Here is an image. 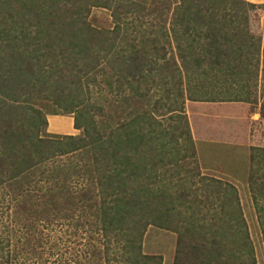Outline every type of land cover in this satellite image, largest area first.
<instances>
[{
    "label": "trees",
    "instance_id": "trees-1",
    "mask_svg": "<svg viewBox=\"0 0 264 264\" xmlns=\"http://www.w3.org/2000/svg\"><path fill=\"white\" fill-rule=\"evenodd\" d=\"M95 8L110 29L89 23ZM259 9L0 0V264H162L143 252L151 227L176 235L173 264H256L238 192L198 166L185 105L264 93ZM48 115L80 135L48 136ZM248 187L264 239V148Z\"/></svg>",
    "mask_w": 264,
    "mask_h": 264
},
{
    "label": "rangeland",
    "instance_id": "rangeland-1",
    "mask_svg": "<svg viewBox=\"0 0 264 264\" xmlns=\"http://www.w3.org/2000/svg\"><path fill=\"white\" fill-rule=\"evenodd\" d=\"M263 16L264 10L261 9L255 10L250 14V28L251 32L255 35L262 34L264 26V23L262 24ZM88 21L94 28L97 29L106 30L112 27V19L108 10L97 8L92 9ZM224 89L225 88L223 87L222 90L224 91ZM258 99L261 101V105L264 106V93L259 94L255 102H259ZM53 116L60 115H48L46 119H51L52 121ZM44 130L48 136L68 135L61 134V132L56 131V129H50L48 121ZM79 135L80 131L74 130L71 136ZM199 146V159L197 158V163L201 172L206 176L219 179L234 186L238 192L242 212L247 223L248 234L254 249L256 264H264V239L258 225V214L248 187L250 155H246L243 151L239 150H235L234 154H229V152L219 144ZM259 202L261 205H264L260 199ZM142 247L145 254L160 256L162 258V264H173L176 247V235L167 230L151 227L145 234Z\"/></svg>",
    "mask_w": 264,
    "mask_h": 264
},
{
    "label": "crops",
    "instance_id": "crops-1",
    "mask_svg": "<svg viewBox=\"0 0 264 264\" xmlns=\"http://www.w3.org/2000/svg\"><path fill=\"white\" fill-rule=\"evenodd\" d=\"M249 1L264 4V0ZM185 107L198 159L199 145L219 144L229 154L239 150L246 155H250L252 148H264V106L260 100L242 103L187 102ZM47 121L50 129H56L61 134L72 135L75 130L71 116H53L52 121Z\"/></svg>",
    "mask_w": 264,
    "mask_h": 264
}]
</instances>
